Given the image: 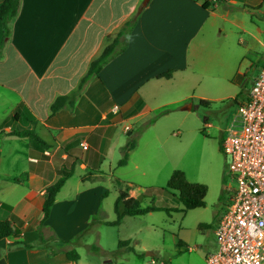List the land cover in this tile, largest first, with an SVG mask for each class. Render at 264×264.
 I'll return each instance as SVG.
<instances>
[{
  "label": "crops",
  "instance_id": "crops-1",
  "mask_svg": "<svg viewBox=\"0 0 264 264\" xmlns=\"http://www.w3.org/2000/svg\"><path fill=\"white\" fill-rule=\"evenodd\" d=\"M3 2L0 0V6ZM143 2L20 0L8 37L0 19V106L5 108L0 116V127L5 130L0 143L18 142L27 155L25 172H2L5 153L0 146V221L11 222L16 232L0 240V264H83L81 254L78 262L67 259L73 245L65 243H72L89 226H72V214L82 211L85 203L84 192L61 199L63 188L49 218L40 224L45 190L54 184L57 173L37 165L33 157L41 152L29 139L8 136L15 123L34 130L50 149L73 144L75 137H81L80 142L85 144V139L91 140L98 130L114 127L105 123L113 114V121H122L125 115L140 121L154 111L192 100L191 95L179 93L175 82L200 64L219 19L249 36L255 31L264 33L258 24H238L229 18L234 11L231 7L238 5L243 11L236 14L247 12L264 18V0H150L145 7ZM135 17L126 50L89 82L72 110L63 109L51 117L50 107L56 98L78 90L91 63ZM170 70V79L157 78ZM22 119L25 126L19 124ZM9 121L14 124L6 127ZM159 124L145 128L138 138L155 130L154 141L161 144L169 130ZM25 173L27 177H22ZM129 193L132 196L133 189ZM123 248L122 252L133 251L130 241ZM98 251L92 247L88 254L96 258Z\"/></svg>",
  "mask_w": 264,
  "mask_h": 264
},
{
  "label": "rangeland",
  "instance_id": "rangeland-1",
  "mask_svg": "<svg viewBox=\"0 0 264 264\" xmlns=\"http://www.w3.org/2000/svg\"><path fill=\"white\" fill-rule=\"evenodd\" d=\"M231 8L234 11L230 12V20L248 25L253 22L264 31V18L247 12L236 14L243 11L242 5ZM253 34L249 36L230 22L219 19L200 64L175 82L179 93L191 95L192 100L154 111L140 121L130 120L126 115L122 121H113L111 119L116 115L113 114L114 117L105 123L114 127L98 130L91 140L85 139V144L80 142L81 137H75L73 144L64 143L60 148L53 145L48 153L40 150L41 154L33 157L44 170L57 173L55 182L74 165L76 173L67 180L60 198L84 192L85 203L80 207L82 211L72 214V226L74 229L84 223L85 227L87 223L89 226L72 243H65L78 247L76 250L69 247V251L81 254L83 264H207V255L217 249L214 230L224 212L227 187L232 182L222 150L223 138L238 104L246 98L264 68V33L255 31ZM201 100L210 104L203 105ZM4 110L0 106V116ZM152 121L169 130L162 143L154 141L155 130L146 133L138 138L137 148L130 153L128 164L119 167L121 148ZM10 123L14 124L9 121L6 127ZM19 124L26 125L23 119ZM0 146L5 153L1 171L25 172L26 149L18 142L15 145L2 142ZM66 153L71 157L68 158ZM175 170L184 172L189 182L207 187L205 208L184 212V206L173 196H144L146 188L166 187ZM83 176L85 182L81 179ZM126 185H131L132 197L143 207L156 205L173 211L124 217L122 225L116 228L102 225L116 219L114 205ZM105 193L100 205V197ZM93 211H97L95 217L91 216ZM59 230L63 235L64 231ZM121 241H130L133 251L122 252L128 247L124 249L119 245ZM92 247L99 250L100 255L96 258L88 254Z\"/></svg>",
  "mask_w": 264,
  "mask_h": 264
},
{
  "label": "built area",
  "instance_id": "built-area-1",
  "mask_svg": "<svg viewBox=\"0 0 264 264\" xmlns=\"http://www.w3.org/2000/svg\"><path fill=\"white\" fill-rule=\"evenodd\" d=\"M222 150L232 182L207 264H264V68L237 107Z\"/></svg>",
  "mask_w": 264,
  "mask_h": 264
},
{
  "label": "trees",
  "instance_id": "trees-1",
  "mask_svg": "<svg viewBox=\"0 0 264 264\" xmlns=\"http://www.w3.org/2000/svg\"><path fill=\"white\" fill-rule=\"evenodd\" d=\"M20 8V0H4V2L0 6V19L3 23V29L5 37L10 35V22L17 16L18 11ZM137 17L133 18L129 21L123 29L118 34L117 38L110 44L108 47L105 48L103 53L94 60L90 68L85 75V77L81 80L78 90L71 94V95H63L58 96L56 100L50 107V116H54L59 111L63 109L72 110L75 107V104L78 98L81 96L84 89L87 87L89 82L94 78L97 77L103 68L109 64L117 55L124 52L128 46V37L136 24ZM1 54V52H0ZM173 75V71H167L162 73L161 75L157 76V78H166L170 79ZM203 105H209L210 102L201 100ZM17 118H14V121L17 122ZM154 121L148 122L143 128L140 130L138 136L132 137V139L121 148L122 151V158L118 161V166L123 167L126 166L129 159V154L132 150H134L137 146V141L139 135L143 132V130L150 125H152ZM5 134V130L0 128V136ZM8 136L15 137V138H27L30 140V144L33 148L39 150H48L51 148L45 141H43L34 130L30 128H23L13 126L12 130L8 133ZM68 158L71 157L70 153H68ZM67 159H64V161ZM76 171L74 169V165L67 172L64 176L60 177L54 184L50 185L45 190V199L42 207V219L41 225L45 223V221L49 218L53 205L56 202L57 195L61 191V189L66 184L67 180L75 175ZM22 177H27V174H23ZM82 181L85 182L86 178L83 176ZM131 185H126V188L122 189L119 192L117 200L114 205V210L116 213V219L114 221H107L103 222L102 224L109 227H117L120 226L123 222L124 217H141L147 214L156 212V211H167L170 214L173 209H166L162 208L161 206H147L143 207L141 202L130 196L129 192L131 190ZM208 189L205 185L191 183L187 180V177L184 172L181 170H175L170 180L167 183L166 187H149L143 191L144 196L146 197H158L163 198L167 196H173L177 201H179L184 206V212L190 211L198 208H205L206 207V195ZM107 193L102 195L101 201L105 198ZM123 206V211L120 212V206ZM95 217V216H94ZM205 226V225H204ZM203 228V225L200 226ZM16 234L13 224L9 221H0V240L12 237ZM67 243V242H66ZM129 241H121L119 245L127 246ZM181 241L178 242V247L181 248L180 245ZM66 257L71 262H78L80 260V255L77 251H69L66 253Z\"/></svg>",
  "mask_w": 264,
  "mask_h": 264
},
{
  "label": "water",
  "instance_id": "water-1",
  "mask_svg": "<svg viewBox=\"0 0 264 264\" xmlns=\"http://www.w3.org/2000/svg\"><path fill=\"white\" fill-rule=\"evenodd\" d=\"M149 1H150V0H144V2H143V5H142V6H143V7H145V6H146V5L149 3Z\"/></svg>",
  "mask_w": 264,
  "mask_h": 264
}]
</instances>
